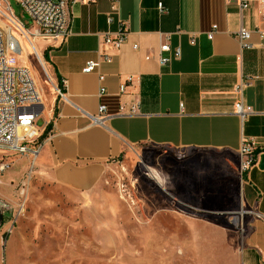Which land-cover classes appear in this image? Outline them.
<instances>
[{"label":"crops","instance_id":"obj_1","mask_svg":"<svg viewBox=\"0 0 264 264\" xmlns=\"http://www.w3.org/2000/svg\"><path fill=\"white\" fill-rule=\"evenodd\" d=\"M248 1L250 7L243 12L236 1L225 0L72 1L68 39H38L35 44L48 59L54 91L45 93L38 121L44 141L37 174L74 195L89 194L135 146L159 149L168 166L160 175H187L193 163L205 158L241 154L246 142L254 141L262 155L264 47L257 33L252 49H242L236 37L241 26L264 28L260 0ZM122 23L128 37L117 49L105 37L117 33ZM213 25L218 28L209 39ZM165 42L172 51L180 48L181 55L161 65L160 46ZM104 56L111 61H103ZM89 60L101 61L94 73L83 71ZM35 80L40 84L38 77ZM240 84L241 94L236 92ZM121 85L126 86L123 92ZM102 87L106 91L100 95ZM240 96L254 111L245 118L234 110ZM101 104L107 105V116L98 124L89 115L98 114ZM133 105L138 107L130 114ZM11 156V168L0 171L6 184L25 175L31 161L29 155L17 166ZM260 159L243 175L240 188L245 214L251 218L237 264H264ZM197 170L201 175V168Z\"/></svg>","mask_w":264,"mask_h":264},{"label":"rangeland","instance_id":"obj_2","mask_svg":"<svg viewBox=\"0 0 264 264\" xmlns=\"http://www.w3.org/2000/svg\"><path fill=\"white\" fill-rule=\"evenodd\" d=\"M16 35L23 50L10 63L29 67L43 94L53 93L44 54ZM11 155L17 166L29 160ZM241 162L226 154L193 163L187 175H160L168 166L159 149L135 146L94 191L74 195L38 175L31 156L25 175L6 184L0 174V264H237L251 218Z\"/></svg>","mask_w":264,"mask_h":264},{"label":"built area","instance_id":"obj_3","mask_svg":"<svg viewBox=\"0 0 264 264\" xmlns=\"http://www.w3.org/2000/svg\"><path fill=\"white\" fill-rule=\"evenodd\" d=\"M20 4L25 14L29 16L32 24L26 26L24 22L15 14L10 0H0V152L3 153V159L0 160V171L5 172L11 168V162L8 156L11 154L31 155L35 162L43 146L39 139L42 136V128L38 121L42 113L43 93L29 67L25 65L11 64L9 54L22 50L16 32L26 34L33 40L52 39L66 40L71 35L72 21V1L75 0H16ZM226 2L236 1L241 12L250 7L248 0H225ZM160 10H163V4H159ZM259 14L261 22L264 24V0H260ZM111 21V18H110ZM217 25H213L208 33V38L213 39ZM257 33L264 47V28L257 27L248 29L241 26L236 33L242 49H252L253 34ZM128 27L122 23L120 30L105 37V42L119 49L127 40ZM192 43L195 39L192 38ZM137 49L138 45H134ZM168 42L160 46L159 62L161 65L168 64L173 58L181 55V49L176 48L172 54ZM103 61L110 62L111 56L102 57ZM101 61H87L83 71L84 73H94L97 71ZM104 75L100 76L103 81ZM50 79V78H49ZM131 79V78H130ZM66 85V82H63ZM125 85H121V91H125ZM57 92L62 94L60 89ZM106 91L101 88L100 95ZM242 85L240 84L236 92L241 94ZM138 105H133L130 114L136 113ZM235 112L242 118L254 113L252 107L247 106L241 96L236 101ZM107 105L101 104L99 112L96 115H89L95 123L103 124L106 118ZM44 141V140H43ZM255 142H246L241 150L242 162L240 169L244 173L256 165L261 157V152L256 153ZM258 217H263L257 211H251Z\"/></svg>","mask_w":264,"mask_h":264},{"label":"bare ground","instance_id":"obj_4","mask_svg":"<svg viewBox=\"0 0 264 264\" xmlns=\"http://www.w3.org/2000/svg\"><path fill=\"white\" fill-rule=\"evenodd\" d=\"M25 35V37H26V39L27 40H29V42H31V44H32V46H33V51H34V53H35V55L37 56V58H39L40 59V53L38 52V50L36 49V45L34 44V40H32L28 35H26V34H24ZM23 50V49H22ZM22 50L19 52V55H21V53H22ZM41 90L42 91H44L43 90V88H41ZM43 93V92H42ZM44 95V94H43ZM43 99H44V96H43Z\"/></svg>","mask_w":264,"mask_h":264},{"label":"water","instance_id":"obj_5","mask_svg":"<svg viewBox=\"0 0 264 264\" xmlns=\"http://www.w3.org/2000/svg\"><path fill=\"white\" fill-rule=\"evenodd\" d=\"M25 17H26V18H29V16H28L27 14H25ZM260 167H261L262 169H264V153L261 155V159H260ZM0 220H1V223H2V221H3V216H2V215L0 216Z\"/></svg>","mask_w":264,"mask_h":264},{"label":"trees","instance_id":"obj_6","mask_svg":"<svg viewBox=\"0 0 264 264\" xmlns=\"http://www.w3.org/2000/svg\"><path fill=\"white\" fill-rule=\"evenodd\" d=\"M46 60H48L47 57H46ZM260 152H261V150L256 149L257 154H259Z\"/></svg>","mask_w":264,"mask_h":264}]
</instances>
